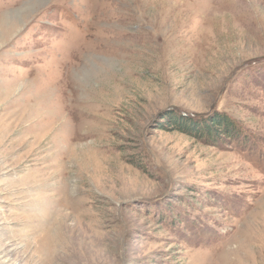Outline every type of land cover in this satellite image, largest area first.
<instances>
[{"label": "rangeland", "instance_id": "374dc122", "mask_svg": "<svg viewBox=\"0 0 264 264\" xmlns=\"http://www.w3.org/2000/svg\"><path fill=\"white\" fill-rule=\"evenodd\" d=\"M0 264H264V0H0Z\"/></svg>", "mask_w": 264, "mask_h": 264}, {"label": "trees", "instance_id": "16d2710c", "mask_svg": "<svg viewBox=\"0 0 264 264\" xmlns=\"http://www.w3.org/2000/svg\"><path fill=\"white\" fill-rule=\"evenodd\" d=\"M161 118L165 120V124L160 125L161 128L176 130L206 143L217 144L220 140L228 138L227 136H236L238 132L236 122L226 115L216 114L196 120L184 115L178 116L176 113H167Z\"/></svg>", "mask_w": 264, "mask_h": 264}, {"label": "bare ground", "instance_id": "6f19581e", "mask_svg": "<svg viewBox=\"0 0 264 264\" xmlns=\"http://www.w3.org/2000/svg\"><path fill=\"white\" fill-rule=\"evenodd\" d=\"M31 109H32V108H31ZM36 120H37V119H36ZM36 120H35V121H36ZM78 137H79V136H78ZM73 138H74V136H73Z\"/></svg>", "mask_w": 264, "mask_h": 264}]
</instances>
